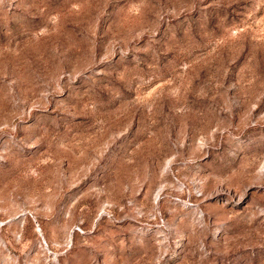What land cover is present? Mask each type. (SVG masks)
<instances>
[{
  "label": "rangeland",
  "instance_id": "rangeland-1",
  "mask_svg": "<svg viewBox=\"0 0 264 264\" xmlns=\"http://www.w3.org/2000/svg\"><path fill=\"white\" fill-rule=\"evenodd\" d=\"M0 264H264V0H0Z\"/></svg>",
  "mask_w": 264,
  "mask_h": 264
}]
</instances>
